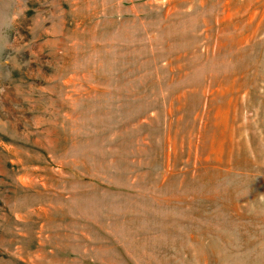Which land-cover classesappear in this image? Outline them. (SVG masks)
Masks as SVG:
<instances>
[{
	"label": "rangeland",
	"instance_id": "rangeland-1",
	"mask_svg": "<svg viewBox=\"0 0 264 264\" xmlns=\"http://www.w3.org/2000/svg\"><path fill=\"white\" fill-rule=\"evenodd\" d=\"M0 264H264V0H0Z\"/></svg>",
	"mask_w": 264,
	"mask_h": 264
}]
</instances>
